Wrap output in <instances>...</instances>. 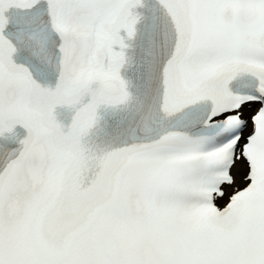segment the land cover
<instances>
[{
	"label": "snow or ice",
	"instance_id": "1",
	"mask_svg": "<svg viewBox=\"0 0 264 264\" xmlns=\"http://www.w3.org/2000/svg\"><path fill=\"white\" fill-rule=\"evenodd\" d=\"M0 264H264V0H0Z\"/></svg>",
	"mask_w": 264,
	"mask_h": 264
}]
</instances>
